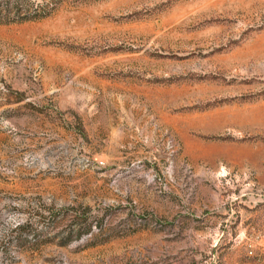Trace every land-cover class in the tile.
<instances>
[{
  "label": "rangeland",
  "instance_id": "374dc122",
  "mask_svg": "<svg viewBox=\"0 0 264 264\" xmlns=\"http://www.w3.org/2000/svg\"><path fill=\"white\" fill-rule=\"evenodd\" d=\"M0 264H264V0H0Z\"/></svg>",
  "mask_w": 264,
  "mask_h": 264
}]
</instances>
